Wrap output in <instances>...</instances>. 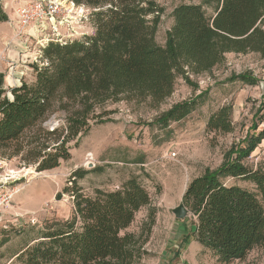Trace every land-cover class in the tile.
<instances>
[{"label":"trees","instance_id":"trees-1","mask_svg":"<svg viewBox=\"0 0 264 264\" xmlns=\"http://www.w3.org/2000/svg\"><path fill=\"white\" fill-rule=\"evenodd\" d=\"M68 1L92 10L86 16L92 34L47 42L30 65L34 81L10 89V97L0 73V157H20L36 172L57 168L70 158V142L77 143L92 124L110 122L104 117L111 112L96 113L107 103L148 102L156 108L171 96L177 78L195 90L191 77L209 73L226 54L264 57V0L178 5L163 45L155 40L163 14L155 0ZM6 20L0 7V23ZM231 80L257 84L249 73ZM204 95L175 103L154 124L166 129L183 120ZM263 110L261 101L245 136L230 146L218 168L191 179L182 197L194 221L190 236L222 264L242 261L264 246V169L245 164L264 139V129L255 133L259 123L254 121H262ZM57 112L63 113L62 124L49 129L45 123ZM231 115V106H222L209 117L206 130L231 133ZM77 174L74 180L81 178ZM63 192L72 198L71 219L42 231L16 257L21 264H134L141 258L143 244L127 229L150 196L136 178L113 191L96 189L92 196L75 185Z\"/></svg>","mask_w":264,"mask_h":264},{"label":"rangeland","instance_id":"rangeland-1","mask_svg":"<svg viewBox=\"0 0 264 264\" xmlns=\"http://www.w3.org/2000/svg\"><path fill=\"white\" fill-rule=\"evenodd\" d=\"M30 1L0 0L1 11L7 18L0 23V73L4 75L8 97L10 89L34 81L35 73L30 65L40 52L38 42L50 34L49 26L38 32L29 27L19 34L15 10ZM155 1L163 9L155 40L163 45L165 33L173 23V9L181 4H198L199 0ZM63 7L65 27L60 33L65 39L72 37L69 27L83 35L92 34V25L86 21L91 9L68 0ZM205 11L207 16L212 15L211 9ZM243 73L252 75L257 84L250 86L231 80L232 76ZM191 80L197 85L195 90L177 78L171 96L156 108L148 102L125 101L99 108L96 113L111 112L104 117L110 122L92 124L77 143L70 142V158L60 161L53 170L36 172L35 165H26L20 157H0V174L17 180L7 187L14 193L12 198L0 206V264H21L16 257L42 231L54 222L71 219L72 198L63 189L75 185L84 195L92 196L96 189L121 188L129 178H136L150 196L149 205L136 213L127 229L143 244V254L134 264H222L190 236L194 229L190 215L178 220L172 210L183 203L188 182L205 169L218 168L230 146L241 140L252 125L254 113L264 102V57L256 53L226 54L224 61L209 73ZM201 92L205 93L201 103L183 120L171 123L166 129L154 124L155 118L172 105L191 100ZM226 105L232 108L233 131L208 132L209 117ZM62 116V112L53 114L45 126L52 129L61 125ZM254 121L259 123L255 133L264 129V118L261 122L258 118ZM245 164L264 169V139ZM75 172L81 178L74 180ZM187 235L188 240L181 244ZM228 264H264V246L251 250L242 261Z\"/></svg>","mask_w":264,"mask_h":264},{"label":"built area","instance_id":"built-area-1","mask_svg":"<svg viewBox=\"0 0 264 264\" xmlns=\"http://www.w3.org/2000/svg\"><path fill=\"white\" fill-rule=\"evenodd\" d=\"M65 1L67 0H31L29 3L18 7L15 10V17L19 34H22L24 30L29 27H31L33 31L38 32L45 31L46 26H49L50 34L46 35L47 39L38 42L40 46L39 48L44 47L49 41L63 42L83 35L82 33L76 32L72 27L68 28L70 33L69 36L72 37L65 39V35H61L60 30L65 27V8L63 7ZM68 13H70V11ZM37 55L38 56L34 58V63H36L37 59L40 57L39 51L37 52ZM91 160L92 159H89V162ZM16 182L17 180L12 179V177L2 176L0 174V206L4 203H8L12 198L14 193L8 191L7 187Z\"/></svg>","mask_w":264,"mask_h":264},{"label":"water","instance_id":"water-1","mask_svg":"<svg viewBox=\"0 0 264 264\" xmlns=\"http://www.w3.org/2000/svg\"><path fill=\"white\" fill-rule=\"evenodd\" d=\"M174 217L178 220H182L189 215L188 210L183 206V204L178 205L172 210Z\"/></svg>","mask_w":264,"mask_h":264},{"label":"bare ground","instance_id":"bare-ground-1","mask_svg":"<svg viewBox=\"0 0 264 264\" xmlns=\"http://www.w3.org/2000/svg\"><path fill=\"white\" fill-rule=\"evenodd\" d=\"M35 174V173H34Z\"/></svg>","mask_w":264,"mask_h":264}]
</instances>
